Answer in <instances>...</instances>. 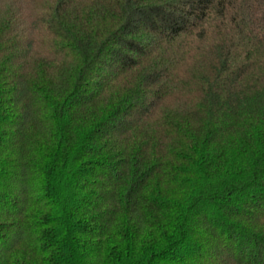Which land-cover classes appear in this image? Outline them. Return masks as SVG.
<instances>
[{
    "label": "trees",
    "instance_id": "obj_1",
    "mask_svg": "<svg viewBox=\"0 0 264 264\" xmlns=\"http://www.w3.org/2000/svg\"><path fill=\"white\" fill-rule=\"evenodd\" d=\"M0 264H264V0H0Z\"/></svg>",
    "mask_w": 264,
    "mask_h": 264
}]
</instances>
